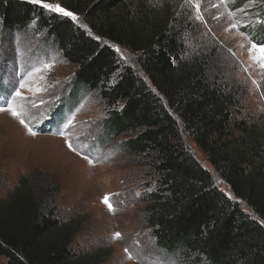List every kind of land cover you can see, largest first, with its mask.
I'll list each match as a JSON object with an SVG mask.
<instances>
[{
  "label": "trees",
  "instance_id": "1",
  "mask_svg": "<svg viewBox=\"0 0 264 264\" xmlns=\"http://www.w3.org/2000/svg\"><path fill=\"white\" fill-rule=\"evenodd\" d=\"M52 1L0 0V27L12 34L34 26L75 66L72 92L100 96L108 110L101 143L124 138L122 150L153 180L143 214L157 246L181 264H264V120L241 113L245 90L214 40L199 41L177 0H55L76 20L43 7ZM247 3L259 5L264 21V0ZM259 21L249 31L264 40ZM114 46L137 56V72ZM58 195V185L37 173L0 199L7 264L109 261L110 249L73 251L86 217L62 219Z\"/></svg>",
  "mask_w": 264,
  "mask_h": 264
},
{
  "label": "rangeland",
  "instance_id": "2",
  "mask_svg": "<svg viewBox=\"0 0 264 264\" xmlns=\"http://www.w3.org/2000/svg\"><path fill=\"white\" fill-rule=\"evenodd\" d=\"M177 2L180 14L187 11L199 41L214 40L222 60L241 82L245 90L241 113L264 120V68L253 59L258 53L250 51L251 42L264 40L255 36V29L249 31L259 21V5L246 0ZM114 50L123 65L139 70L136 55L118 46ZM74 72L75 66L34 26L12 34L0 27V107L11 104L20 113L0 111V199L13 191L21 177L40 173L59 187L57 210L62 219L86 217L74 252L110 249L106 264H181L157 246L145 223L143 195L154 187L146 167L122 150L124 138L101 143L108 110L97 93L72 92ZM68 120L71 125L64 127ZM184 139L211 170L219 188L233 198L200 148L188 136ZM105 196L115 211L103 202ZM117 232L119 239L114 237ZM7 262L0 256V264Z\"/></svg>",
  "mask_w": 264,
  "mask_h": 264
},
{
  "label": "snow or ice",
  "instance_id": "3",
  "mask_svg": "<svg viewBox=\"0 0 264 264\" xmlns=\"http://www.w3.org/2000/svg\"><path fill=\"white\" fill-rule=\"evenodd\" d=\"M34 2L36 3H40L41 0H34ZM44 8H47L51 11L54 12H58V13H62L65 16H69L71 17L73 20H76L77 17L70 11L65 10L64 8L60 7L59 4L53 5V4H48V3H44L43 4ZM259 23L264 24V21H259ZM233 27L235 28L236 25H233ZM250 51H252L253 53H258V55H254L253 59L256 60L260 67L264 68V41H256V42H251V48ZM21 87H23V84H21ZM16 95H20L19 91L17 90ZM4 110H9L12 111V114L14 116H19L20 113L17 112L11 104L8 105V108L5 109L4 107H0V111H4ZM21 123H23V121H21ZM72 121L68 120L67 124L64 125V127H68L69 125H71ZM29 131L31 132V129H29ZM32 135H35L34 132L31 133ZM63 134V133H60ZM69 147H71V144H69ZM89 163H91V161H89ZM109 208L110 211H115V209L113 208V205L110 201V197L109 196H105L104 201H103ZM114 237L119 239L121 238V234L119 232L114 234ZM125 251L127 252L128 249H125ZM129 258H131V256H129Z\"/></svg>",
  "mask_w": 264,
  "mask_h": 264
}]
</instances>
